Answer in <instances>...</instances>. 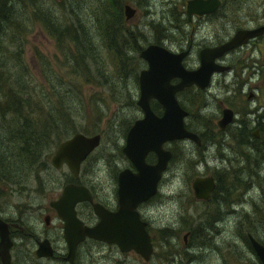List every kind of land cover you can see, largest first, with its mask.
<instances>
[{
	"label": "rangeland",
	"instance_id": "rangeland-1",
	"mask_svg": "<svg viewBox=\"0 0 264 264\" xmlns=\"http://www.w3.org/2000/svg\"><path fill=\"white\" fill-rule=\"evenodd\" d=\"M185 1H16L15 8L28 21L23 23L25 29L17 39L20 50L16 55L21 64L9 63V71L19 69L23 74L20 80L31 87L44 75L50 77L53 73L54 85L56 78L61 77L62 86L56 85L57 91L63 94L68 87L72 106L64 117L70 125L68 132H59L47 152L35 161L36 168L29 174L23 170L20 176L0 179L7 215L16 214L19 209L26 227L41 226L43 212L39 208H45L49 198L59 193L70 177L66 166L52 167L49 156L56 143L74 131L100 135L98 145L81 162L78 176L95 192L109 194L118 169L132 167L121 147L128 126L141 116L135 103L138 71L146 66L138 55L141 47L158 42L178 50L190 43L191 49L182 63L195 67L198 46L229 35L234 29L232 24L236 25L239 19L252 24L264 22V0H245L242 16L229 14V23L224 27L219 24L221 18L187 21ZM125 3L136 9L129 22L123 13ZM74 9L76 18L69 14ZM38 16H63L78 23L89 32L91 43L96 46L94 52L84 60L72 61L69 55L75 58L81 53L71 37L57 42ZM106 24L117 48L126 55L125 66L119 72L102 37ZM262 34L229 52L225 58L231 65L214 73L207 86L200 89L192 84L175 93L180 106L187 110L184 125L198 134L200 142L183 138L162 143L171 155L157 181L154 197L139 206L151 234L153 251L149 260L144 261L137 253L121 252L113 242L86 239L78 248V264H262L247 237L249 233L264 245ZM65 101V105L70 103L67 91ZM150 103L153 108L155 101L151 99ZM224 106L231 108L233 118L220 129L216 120ZM254 129L256 136L252 134ZM154 156L148 151L145 160L153 161ZM196 175H212L215 180L207 200L192 195L190 181ZM80 209L85 217L93 219L89 207L83 204ZM61 242L62 239L56 241L58 246ZM50 263L63 264L55 257ZM22 264L35 263L26 256Z\"/></svg>",
	"mask_w": 264,
	"mask_h": 264
},
{
	"label": "water",
	"instance_id": "water-1",
	"mask_svg": "<svg viewBox=\"0 0 264 264\" xmlns=\"http://www.w3.org/2000/svg\"><path fill=\"white\" fill-rule=\"evenodd\" d=\"M217 3L218 0H187L185 5L187 18L189 19L192 13L210 12ZM123 13L125 19H129L134 14V8L125 3ZM263 32L264 23L253 28H239L225 41L201 47L198 50L199 63L194 68H187L182 63L186 50L172 51L158 43H148L139 50L138 55L145 61L146 66L138 71V96L135 103L142 115L135 118L127 128L125 141L121 147L123 154L135 169L122 168L117 173V209L108 210L101 204L92 202L89 190L84 185L75 183H65L59 196L50 202L63 220V238L67 245L65 259L70 264L76 243L85 236L113 242L121 251L134 250L144 259L148 257L152 247L149 234L135 206L156 191L157 181L171 155L170 150L164 148L162 143L183 138L193 140L195 143L200 142L197 133L185 127L183 117L187 110L180 106L175 92L192 84L204 88L213 72L226 68L216 62L215 57ZM174 78L176 81H171ZM150 99L160 104L162 108L160 114L152 110ZM232 116L231 108L224 106L216 124L222 129L231 121ZM252 134L257 135L256 129ZM99 138V133L88 135L74 131L56 143L49 156V163L55 168L65 163L75 176L80 161L98 145ZM148 151L154 152L153 163L145 160ZM190 186L196 199H207L214 187V180L211 175H196L191 179ZM81 200L89 201L94 214L98 217L92 225L82 224L75 215L74 204ZM247 236L253 251L264 264V245L251 234L248 233ZM8 244L6 222L0 219V258L3 264H9ZM38 252L52 253L50 247L45 248L44 244L39 245Z\"/></svg>",
	"mask_w": 264,
	"mask_h": 264
},
{
	"label": "trees",
	"instance_id": "trees-1",
	"mask_svg": "<svg viewBox=\"0 0 264 264\" xmlns=\"http://www.w3.org/2000/svg\"><path fill=\"white\" fill-rule=\"evenodd\" d=\"M16 1L0 0V178L4 179L20 176L23 170L29 174L36 168L35 161L47 152L59 132H68L70 125L64 122L67 121L64 117L67 116L65 111H70L72 106V93L68 87L64 88L63 94L57 91L56 85L62 86L61 77L56 78L54 85L53 73L50 77L44 75L31 87L20 80L23 74L19 69L9 71V63L15 66L21 64L16 55L20 50L17 39L25 29L23 23L28 21L24 18L25 14L15 8ZM69 14L76 18L75 9L69 10ZM38 17L57 42L62 43L65 36L71 37L81 53L75 58L69 55L72 61L84 60L86 55L94 52L96 46L91 43L89 32H85L78 23L67 21L69 19L65 20L63 16L54 19L52 16ZM102 30L108 53L115 60L117 66L114 67L119 72L125 66L126 55L110 37L109 24ZM66 91L70 103L65 105Z\"/></svg>",
	"mask_w": 264,
	"mask_h": 264
},
{
	"label": "flooded vegetation",
	"instance_id": "flooded-vegetation-1",
	"mask_svg": "<svg viewBox=\"0 0 264 264\" xmlns=\"http://www.w3.org/2000/svg\"><path fill=\"white\" fill-rule=\"evenodd\" d=\"M186 1H185V5H186ZM244 6H245V0H218V3L216 5V7L210 12L201 13V14L192 13L190 15L189 19L187 18L186 13H185V16H186V20L187 21H191L192 18H194L195 20H197L198 23L201 22V21L211 20V19H214V18H217V19L221 18L219 20V24H220L221 27H224V26L228 25V23H229V20H227V19H229V17H228L229 14H233V16L236 15L239 18L242 16V12H243ZM133 8H134V14H133V16L131 18L126 19L128 22L136 14V9H135V7H133ZM262 23H264V22L252 24V23H250L248 21L245 22V20L239 19V21L237 22L236 25L234 23L232 24L231 27L234 28V29L229 35H224V36H221V37L217 36L215 39L209 40L210 43L198 46V48H197V65L199 63L198 50L201 47L217 45V44L225 41L226 39H228L235 32L236 29H239V28H241V29L242 28H253V27H255V26L259 25V24H262ZM260 35H263V34L260 33L259 35L255 36V37H250L245 42H243L241 44H238L237 46L226 50L221 55L215 57V61L218 62L219 64H222V65L226 66L225 69H227L231 64L228 63V61L226 60L225 56L229 52L235 51L237 48L242 47L243 45L247 44L251 40L257 39L258 37H260ZM150 43H158V42H150ZM158 44H161V43H158ZM190 49H191V44L187 43L185 48H180L178 50H172V51L186 50L187 52L184 55V56H186L188 54V52L190 51ZM187 68H194V67H187ZM217 72H220V71H216V72H213L211 74V76L209 78V82H210V79L212 78L213 74L217 73ZM171 81H176V78L171 79ZM209 82H208V84H209ZM200 89H202V88H200ZM178 91H180V90H178ZM178 91H176V92H178ZM150 100H149V103H150ZM152 100H154V99H152ZM150 106H151V103H150ZM161 109L162 108H161L160 104L155 101V106L152 108V110L156 114H160L161 111H162ZM141 115H142V112H141ZM232 118H233V116H232ZM99 137H100V135H99ZM172 140H178V139H172ZM88 154H87V156H88ZM83 160H81L80 163H79V169H80L81 162ZM154 161H155V156H154V160L153 161H146V162L153 163ZM62 165L66 166V168H67V170H68V172L70 174L69 179L67 181H65L63 183V185L65 183H75V184L84 185L89 190V192L91 194V201L101 204L103 207H105L108 210H115L118 207V193H117V173H118V171L120 169H122V168H130L131 170L135 169L134 166L132 165V163H131L132 167L125 166V167H122V168L118 169V171L116 172V174L114 176V182L112 184L111 192L109 194H107V195H103V194H99V193L95 192L89 183H85V182H83V181L78 179L79 169H78L77 174L74 176L69 171V169H68V167H67V165L65 163H63ZM213 180H214V178H213ZM62 186H61V189H62ZM214 188H215V180H214L213 189ZM61 189H60L59 193H57L54 196H51V198H49L45 208L44 207L43 208H39V211L41 210L43 212V214H42V224H41V226L36 227V228H35L34 225L26 227V225H25L26 223L24 222V220L20 216L21 215V210H19V209L15 210L16 214L12 213V215L11 214L7 215L5 213V210H4L5 207L2 204V200H3L1 198L2 193H0V219H2L3 221L6 222L7 237H8V241H9V244H8V247H7V252H8V256H9V264H22V260L26 256H29L31 258V260L34 261L35 264H51L50 263V259H52L54 257L58 258L59 260H61L63 262V264H70V262H68V260L65 259V254H66V251H67V245H66V242H65V240L63 238V231H62L63 220L57 214L55 208L50 204L51 201L55 200L59 196V194L61 192ZM212 190H210L207 199H209L210 193H211ZM156 191H157V185H156ZM156 191L151 196H149L146 200H142V201L138 202L136 204V206H135V209L138 211L139 218L144 221V227H145V229L147 230V232L149 234L150 242H151V234L149 232L150 229H149V226L147 225V221L145 219H143L142 216L139 213V206L144 204V203H147L148 201H150L154 197ZM207 199H200V200H207ZM83 204L91 209V212H92V215H93V219H90V218H87V217L84 216L83 211L80 209V206L83 205ZM74 212H75L76 217L82 222V224L92 225L93 223H95L98 220V217L94 214V212H93V210L91 208L90 202L87 201V200H81V201L76 202L74 204ZM58 239H62V242H61L60 246H58V244L56 243V241ZM86 239L106 242V241H103V240L93 239L91 237L85 236L82 240L77 242L76 245H75L74 254H73L72 262H71L72 264H78V262H77V256L79 255V249L78 248H79V245ZM40 244H44L45 248L47 246H48V248L50 247L52 253L51 254H40L41 252H38V248H39ZM151 246H152V243H151ZM60 249H62V251H60ZM152 251H153V249L151 247V251H150L148 257L145 258V259L142 257L144 261H148L149 260L151 254H152ZM121 252L137 253L134 250H126V251H121ZM0 264H3L1 258H0Z\"/></svg>",
	"mask_w": 264,
	"mask_h": 264
},
{
	"label": "bare ground",
	"instance_id": "bare-ground-1",
	"mask_svg": "<svg viewBox=\"0 0 264 264\" xmlns=\"http://www.w3.org/2000/svg\"><path fill=\"white\" fill-rule=\"evenodd\" d=\"M202 253V252H201ZM173 258V257H172ZM200 261V260H199ZM191 262V261H190ZM194 262V261H193ZM198 263V262H197Z\"/></svg>",
	"mask_w": 264,
	"mask_h": 264
}]
</instances>
